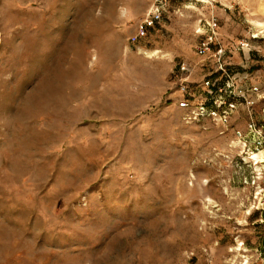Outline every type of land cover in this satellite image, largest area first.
I'll return each mask as SVG.
<instances>
[{"label":"rangeland","instance_id":"1","mask_svg":"<svg viewBox=\"0 0 264 264\" xmlns=\"http://www.w3.org/2000/svg\"><path fill=\"white\" fill-rule=\"evenodd\" d=\"M261 150L264 0H0V264H264Z\"/></svg>","mask_w":264,"mask_h":264},{"label":"built area","instance_id":"2","mask_svg":"<svg viewBox=\"0 0 264 264\" xmlns=\"http://www.w3.org/2000/svg\"><path fill=\"white\" fill-rule=\"evenodd\" d=\"M160 18V13L158 11L154 12H149L147 17L142 21L139 27V31L141 33H144L147 27L153 26L154 23ZM137 36L134 38L136 39ZM186 70V67L183 66L182 72ZM181 72V73H182ZM182 78V77H181ZM189 85L187 82L182 81L180 83V90L182 91L183 94H188L189 93ZM179 105L183 107L186 112L184 115V119L186 121H194L198 120L199 117H204V116H216L217 111L213 109H209L205 103H200L199 105H194L190 100L188 99V96L184 95L182 99L179 101Z\"/></svg>","mask_w":264,"mask_h":264},{"label":"bare ground","instance_id":"3","mask_svg":"<svg viewBox=\"0 0 264 264\" xmlns=\"http://www.w3.org/2000/svg\"><path fill=\"white\" fill-rule=\"evenodd\" d=\"M148 57H154L157 55V51L152 52H146ZM61 77H57L55 75L48 78L44 84H46V89L49 92V94H53L54 92L58 91L61 87ZM33 95H40L38 91H35ZM254 158L257 159V163L264 161V150H261L259 153L254 154ZM237 251L240 250V247H236Z\"/></svg>","mask_w":264,"mask_h":264}]
</instances>
